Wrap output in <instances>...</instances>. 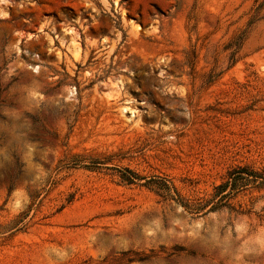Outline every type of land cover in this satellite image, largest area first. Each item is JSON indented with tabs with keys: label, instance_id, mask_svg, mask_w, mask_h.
Listing matches in <instances>:
<instances>
[{
	"label": "rangeland",
	"instance_id": "obj_1",
	"mask_svg": "<svg viewBox=\"0 0 264 264\" xmlns=\"http://www.w3.org/2000/svg\"><path fill=\"white\" fill-rule=\"evenodd\" d=\"M0 264H264V0H0Z\"/></svg>",
	"mask_w": 264,
	"mask_h": 264
}]
</instances>
